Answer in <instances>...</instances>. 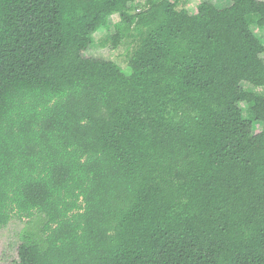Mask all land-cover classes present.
<instances>
[{"label": "trees", "instance_id": "1", "mask_svg": "<svg viewBox=\"0 0 264 264\" xmlns=\"http://www.w3.org/2000/svg\"><path fill=\"white\" fill-rule=\"evenodd\" d=\"M177 1L0 0V230L45 218L16 264H264V1ZM113 15L128 71L84 55Z\"/></svg>", "mask_w": 264, "mask_h": 264}, {"label": "rangeland", "instance_id": "2", "mask_svg": "<svg viewBox=\"0 0 264 264\" xmlns=\"http://www.w3.org/2000/svg\"><path fill=\"white\" fill-rule=\"evenodd\" d=\"M264 1V0H261ZM145 0H136L137 5H144ZM201 2H209L217 8H225L229 6L227 0H179L176 3V9L187 10L190 14L196 13V7ZM138 11V10H137ZM114 25H119L120 33L123 38L116 48H112V35L116 30ZM252 34L259 40H264V27H258L253 23L250 27ZM93 44L84 54L86 57H93L103 60H108L116 63L122 70L128 71L129 58L138 44V36L133 30H127L125 23L121 22L118 15H113L108 19V26L100 28L92 36ZM264 59V55L262 56ZM247 90H252L254 93L264 95V88L250 89L247 85L244 86ZM244 107V105H242ZM247 112L244 111V117H247ZM260 127L255 128L259 131ZM45 223V218L42 215L36 214L32 219L19 220L12 218L6 227L0 230V264H16L17 250L24 241L30 239L34 242L41 243L43 240L42 229Z\"/></svg>", "mask_w": 264, "mask_h": 264}]
</instances>
